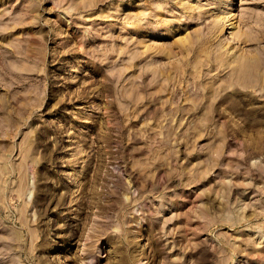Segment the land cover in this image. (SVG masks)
<instances>
[{
  "label": "rangeland",
  "instance_id": "rangeland-1",
  "mask_svg": "<svg viewBox=\"0 0 264 264\" xmlns=\"http://www.w3.org/2000/svg\"><path fill=\"white\" fill-rule=\"evenodd\" d=\"M0 264H264V0H0Z\"/></svg>",
  "mask_w": 264,
  "mask_h": 264
},
{
  "label": "bare ground",
  "instance_id": "bare-ground-1",
  "mask_svg": "<svg viewBox=\"0 0 264 264\" xmlns=\"http://www.w3.org/2000/svg\"><path fill=\"white\" fill-rule=\"evenodd\" d=\"M187 4H189V2H187ZM181 5H182V4H181ZM184 7H185V6H184ZM184 7H182V8H184ZM187 7H188V6H187ZM190 7H191V6H190ZM188 8H189V7H188ZM188 8H187V9H188ZM194 8H195V7H194ZM167 23H168V22H167ZM166 27H168V28H169L170 26H169V25H167ZM246 65H247V64H246Z\"/></svg>",
  "mask_w": 264,
  "mask_h": 264
}]
</instances>
